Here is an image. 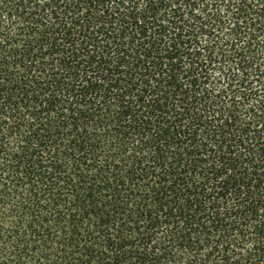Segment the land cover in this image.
<instances>
[{"label":"trees","instance_id":"obj_1","mask_svg":"<svg viewBox=\"0 0 264 264\" xmlns=\"http://www.w3.org/2000/svg\"><path fill=\"white\" fill-rule=\"evenodd\" d=\"M0 264H264V0H0Z\"/></svg>","mask_w":264,"mask_h":264}]
</instances>
